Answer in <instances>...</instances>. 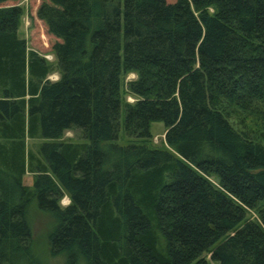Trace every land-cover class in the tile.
<instances>
[{
	"label": "trees",
	"instance_id": "trees-1",
	"mask_svg": "<svg viewBox=\"0 0 264 264\" xmlns=\"http://www.w3.org/2000/svg\"><path fill=\"white\" fill-rule=\"evenodd\" d=\"M23 11L0 0V264H39L32 203L68 264H264V135L229 121L264 123V0H40L54 65ZM153 121L171 150L149 145Z\"/></svg>",
	"mask_w": 264,
	"mask_h": 264
},
{
	"label": "rangeland",
	"instance_id": "rangeland-1",
	"mask_svg": "<svg viewBox=\"0 0 264 264\" xmlns=\"http://www.w3.org/2000/svg\"><path fill=\"white\" fill-rule=\"evenodd\" d=\"M40 0H20V5L23 6V17L21 16V31L20 36L23 34L26 35L25 40L28 46V49L36 50L40 55H42L46 60L51 63L55 64L56 59L54 54L51 51V40H48V47L47 50L45 49L44 44H39V41H33V32L36 31L35 36H40L42 34V30L39 25H34L31 21V17L29 12L31 9L36 6ZM24 32V33H23ZM50 58V59H49ZM59 78V73L54 71L49 75V79L51 81H55ZM136 79L135 73H128L123 78V86H122V99L124 102L133 103L135 101V96L130 94L127 90V83L131 80ZM123 113H121L120 117V126L118 132V138L115 141L119 145H127L130 142V137H128L123 129ZM229 121L237 130H252L255 135H264V123L263 121L259 120L257 116L250 114L246 111H236L235 114L229 118ZM151 137L148 141L150 146L159 147L171 150L164 140V132L165 126L161 121H153L150 123L149 126ZM263 137V136H262ZM44 141V139H25L26 149L32 151L35 156L37 154L38 146ZM57 141H73V142H83V140L78 131H71L66 130L64 131L62 137H60ZM264 144V138L261 140ZM33 173L27 171L23 177L22 182L24 185L31 186L33 184ZM65 200L67 202H65ZM67 203V204H66ZM70 203V199L67 193L64 194L62 199L59 201L61 207H65ZM254 216V213H252ZM28 218L32 230V252L34 256L38 259L39 264H68L67 262V255L66 254H58L52 255L50 252V243H49V232L52 230L53 225L55 223V218L53 215L49 213H45L40 211L35 203H32L28 209ZM209 257V256H208ZM207 257V258H208ZM75 264H86L83 259H78ZM216 264V263H211Z\"/></svg>",
	"mask_w": 264,
	"mask_h": 264
},
{
	"label": "crops",
	"instance_id": "crops-1",
	"mask_svg": "<svg viewBox=\"0 0 264 264\" xmlns=\"http://www.w3.org/2000/svg\"><path fill=\"white\" fill-rule=\"evenodd\" d=\"M22 17H23V16H22ZM21 25H22V24L20 23L19 30H18L19 32L21 31V28H22ZM23 33H24V32H23ZM19 35H20V33H19ZM21 37H22V38H25L26 35L23 34ZM48 78H49V76H48ZM50 80H51V79H50Z\"/></svg>",
	"mask_w": 264,
	"mask_h": 264
},
{
	"label": "bare ground",
	"instance_id": "bare-ground-1",
	"mask_svg": "<svg viewBox=\"0 0 264 264\" xmlns=\"http://www.w3.org/2000/svg\"><path fill=\"white\" fill-rule=\"evenodd\" d=\"M50 59V58H49ZM65 202H67L66 200H65ZM67 204V203H66Z\"/></svg>",
	"mask_w": 264,
	"mask_h": 264
}]
</instances>
